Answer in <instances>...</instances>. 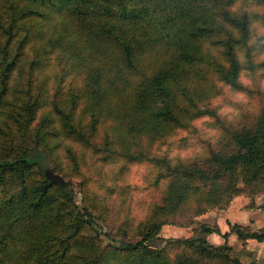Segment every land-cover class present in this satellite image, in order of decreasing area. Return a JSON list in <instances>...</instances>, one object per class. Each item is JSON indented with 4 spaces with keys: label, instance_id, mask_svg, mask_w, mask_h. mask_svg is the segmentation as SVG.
Here are the masks:
<instances>
[{
    "label": "trees",
    "instance_id": "16d2710c",
    "mask_svg": "<svg viewBox=\"0 0 264 264\" xmlns=\"http://www.w3.org/2000/svg\"><path fill=\"white\" fill-rule=\"evenodd\" d=\"M237 1L0 0V118L14 139L36 141L33 152L0 158V264H243L231 246L201 237L180 241L197 258L173 261L153 249L163 241L153 223L139 241L108 248L89 229L95 217L88 207L44 173L52 167L47 144L58 148L68 139L94 147L101 131L105 153L125 151L129 160H140L145 146L188 128L202 113L212 76L239 88L238 52H252L253 24L247 12L233 8ZM231 140L233 149L214 152L195 172L158 160L166 170L159 177L172 178L157 208L161 215L180 209L197 175L210 180L216 169L242 176L248 186L264 177V111ZM229 227L222 235L200 224L199 234L264 242L262 230Z\"/></svg>",
    "mask_w": 264,
    "mask_h": 264
},
{
    "label": "rangeland",
    "instance_id": "374dc122",
    "mask_svg": "<svg viewBox=\"0 0 264 264\" xmlns=\"http://www.w3.org/2000/svg\"><path fill=\"white\" fill-rule=\"evenodd\" d=\"M233 8L247 12L253 24L249 42L251 57L245 48L238 52L242 64L241 85L234 88L212 76L208 85L210 99L200 104L202 113L188 128L177 130L167 138L153 140L142 149V157L137 161L129 160L125 151L114 155L105 153L104 131L99 136L101 144L94 147L62 139L60 146L53 148L55 143L42 141L47 144L45 150L51 168L64 177L66 186L73 190L77 200L94 215L95 225H90L89 229L97 234L104 246L120 249L123 243L137 242L147 226L153 223L151 226L157 228L158 225V237L163 239L159 247L153 244V249L173 261L186 256L197 258L196 252L180 241L201 237L213 246L230 247L229 238H223V234H199V225L218 229V222L230 206L226 201L233 194L232 201L238 198L246 201L244 209H264V177L248 186L242 176H226L216 169L210 180L200 175L189 180L194 188L189 190L178 211L164 217L157 209L163 205V196L169 192L172 181L171 177H159L166 170L158 160L188 165L195 172L214 152L233 149V132L252 127L264 111V5L238 0ZM28 52L32 58V49ZM74 80L78 81L77 78ZM0 124V158H13L36 149V141L27 145L21 138L14 139L12 132L6 133L8 127L4 118H0ZM17 129L14 126V134L19 138ZM113 149L121 150L117 146ZM234 189L239 192L235 193ZM261 230L264 232V228L254 231ZM220 242L223 243L218 245ZM241 261L243 264H264V261L246 258ZM200 264L228 263L220 259L201 261Z\"/></svg>",
    "mask_w": 264,
    "mask_h": 264
},
{
    "label": "crops",
    "instance_id": "0c3cea01",
    "mask_svg": "<svg viewBox=\"0 0 264 264\" xmlns=\"http://www.w3.org/2000/svg\"><path fill=\"white\" fill-rule=\"evenodd\" d=\"M245 205L246 201L238 198L228 207L222 221L218 222L222 234L230 233L229 224L242 225L253 230L264 228V209H244ZM228 238V244L236 253H241L242 258L264 261V242L256 240L243 242L234 234H231ZM223 242L218 243V245Z\"/></svg>",
    "mask_w": 264,
    "mask_h": 264
},
{
    "label": "water",
    "instance_id": "95a60500",
    "mask_svg": "<svg viewBox=\"0 0 264 264\" xmlns=\"http://www.w3.org/2000/svg\"><path fill=\"white\" fill-rule=\"evenodd\" d=\"M44 173H45L47 180H49L53 183L60 184L62 186L66 185V181H65L64 177L61 176L60 174L56 173L53 169L47 168L44 171Z\"/></svg>",
    "mask_w": 264,
    "mask_h": 264
}]
</instances>
